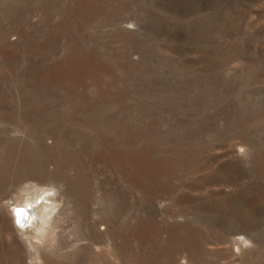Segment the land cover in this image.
Masks as SVG:
<instances>
[{
  "label": "rangeland",
  "instance_id": "obj_1",
  "mask_svg": "<svg viewBox=\"0 0 264 264\" xmlns=\"http://www.w3.org/2000/svg\"><path fill=\"white\" fill-rule=\"evenodd\" d=\"M0 264H264V0H0Z\"/></svg>",
  "mask_w": 264,
  "mask_h": 264
},
{
  "label": "bare ground",
  "instance_id": "obj_2",
  "mask_svg": "<svg viewBox=\"0 0 264 264\" xmlns=\"http://www.w3.org/2000/svg\"><path fill=\"white\" fill-rule=\"evenodd\" d=\"M55 194H56V193H55ZM52 197H53V195L51 196L50 193L48 194V193L46 192V193H45V197H44L45 199H43V200H44V202L47 201L46 199H48V200H50V199L53 200ZM43 200H42V201H43ZM42 201H41V203H40V202H37V203L35 204L36 206L33 207V211H34V209H36V207L38 208V206H39L40 204L42 205V206H41L42 208L39 209L38 212L35 211V212H36L35 215H36V218H37L38 216H40V218H41V223H42L40 226H37V229L39 228L37 231H39L40 233L45 234V233L48 231V229H49L51 219L48 218V217H49V216H48V213H47V214L45 213L44 208L46 207V205H43L44 202H42ZM38 203H40V204H38ZM44 204H45V203H44ZM29 207L31 208V206H30L29 204H28V205H23V206H21V207H20V206H17V210H16V214H17V217H18V220H19V224H20L21 221H22V224H21V225H22L23 227H27V226H29V228H28V227L26 228V230H25L26 232H32V231H33V229H34V221H35V220L32 221V220H33V218H32L33 215H31V214H32V212H31L32 210H30ZM39 207H40V206H39ZM42 210L44 211V214H45V215L43 214V211H42ZM23 211L27 213V218L25 217L23 220L20 221V218H21V217H20V216H21V212H23ZM39 224H40V223H39ZM39 224H38V225H39ZM23 229H25V228H23ZM45 235H46V234H45ZM41 236H42V235H41ZM37 237H38V236H37Z\"/></svg>",
  "mask_w": 264,
  "mask_h": 264
},
{
  "label": "water",
  "instance_id": "obj_3",
  "mask_svg": "<svg viewBox=\"0 0 264 264\" xmlns=\"http://www.w3.org/2000/svg\"><path fill=\"white\" fill-rule=\"evenodd\" d=\"M21 218H20V221L21 220H23L25 217L27 218V213L26 212H21V216H20ZM20 224H22V221H21V223Z\"/></svg>",
  "mask_w": 264,
  "mask_h": 264
}]
</instances>
